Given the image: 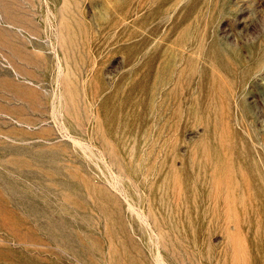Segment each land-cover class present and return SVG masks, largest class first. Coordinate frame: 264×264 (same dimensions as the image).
<instances>
[{
	"label": "rangeland",
	"instance_id": "374dc122",
	"mask_svg": "<svg viewBox=\"0 0 264 264\" xmlns=\"http://www.w3.org/2000/svg\"><path fill=\"white\" fill-rule=\"evenodd\" d=\"M0 264H264V0H0Z\"/></svg>",
	"mask_w": 264,
	"mask_h": 264
}]
</instances>
